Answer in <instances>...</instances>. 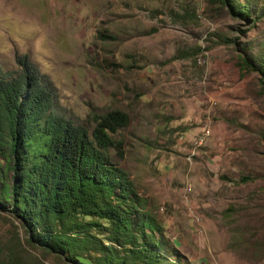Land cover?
<instances>
[{
    "label": "rangeland",
    "instance_id": "374dc122",
    "mask_svg": "<svg viewBox=\"0 0 264 264\" xmlns=\"http://www.w3.org/2000/svg\"><path fill=\"white\" fill-rule=\"evenodd\" d=\"M0 0V71L26 53L54 110L119 109L114 160L185 264H264V0ZM107 36H104V34ZM244 176L245 180L239 177ZM0 209V264H76Z\"/></svg>",
    "mask_w": 264,
    "mask_h": 264
},
{
    "label": "trees",
    "instance_id": "16d2710c",
    "mask_svg": "<svg viewBox=\"0 0 264 264\" xmlns=\"http://www.w3.org/2000/svg\"><path fill=\"white\" fill-rule=\"evenodd\" d=\"M15 62L0 71V209L9 206L25 241L76 264H185L112 160L110 149L122 156L113 134L126 114L110 109L91 128L74 122L54 110L53 83L26 53ZM238 66L264 73L246 55Z\"/></svg>",
    "mask_w": 264,
    "mask_h": 264
}]
</instances>
